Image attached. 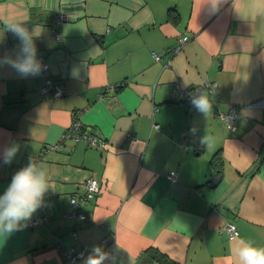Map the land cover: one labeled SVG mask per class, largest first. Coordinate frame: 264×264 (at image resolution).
Segmentation results:
<instances>
[{"label":"crops","instance_id":"obj_1","mask_svg":"<svg viewBox=\"0 0 264 264\" xmlns=\"http://www.w3.org/2000/svg\"><path fill=\"white\" fill-rule=\"evenodd\" d=\"M25 18L47 69L0 62V153L19 146L0 158V194L30 160L51 188L41 221L0 236V264H66L71 246L85 264L97 245L105 264H236V240L264 247V0H0V61L19 51L5 22ZM46 79L60 97L40 93ZM205 82L206 114L175 91ZM75 112L96 145L62 141ZM90 177L80 218L70 199Z\"/></svg>","mask_w":264,"mask_h":264},{"label":"clouds","instance_id":"obj_2","mask_svg":"<svg viewBox=\"0 0 264 264\" xmlns=\"http://www.w3.org/2000/svg\"><path fill=\"white\" fill-rule=\"evenodd\" d=\"M218 0H216V3ZM23 20L6 21L4 29L10 31L19 40V51L15 58L5 57L2 63H7L21 77L38 76L43 71V65L37 59L35 39L42 30L26 27ZM191 105L204 114L212 111V101L201 93L193 96ZM203 143L208 141L203 138ZM19 146L12 144L4 148L0 158L4 164H10L15 158ZM50 177L46 169L32 160L18 169L12 176L6 190L0 194V236L10 235L27 226L34 213L43 206L44 196L51 188ZM232 253L237 258L236 264H264V247H257L250 241L238 239L234 242ZM110 258L100 246H94L87 256L85 264H105Z\"/></svg>","mask_w":264,"mask_h":264},{"label":"built area","instance_id":"obj_3","mask_svg":"<svg viewBox=\"0 0 264 264\" xmlns=\"http://www.w3.org/2000/svg\"><path fill=\"white\" fill-rule=\"evenodd\" d=\"M59 20H60V18H59ZM54 33H55L56 38H58L59 37L58 34L56 32H54ZM187 40H188V38L186 36L179 38L178 39V45L172 49V52L173 53L178 52L181 45L184 42H186ZM155 57H157V56H155ZM40 61L43 65V69L46 70L47 64L44 62L43 59H41ZM215 84H216L215 82H205L203 84L192 86L190 88H181L177 85L175 88V91H176L178 99L180 101L186 102L187 104L191 105V99L193 96H197L201 93L205 94L206 92H212ZM40 93L43 95H47L50 98H58L63 93L62 85L57 83V82H54L51 79H46L44 84L40 88ZM79 115H80V112H75L73 114L71 124L69 125L68 129L62 135V141L66 138H70L73 140H85V141H88L89 144L96 145L97 139L83 131V126L79 121ZM221 117L223 118V120L227 123V125L231 129H235V125H234L233 121L236 117V113L233 109L230 110V112L226 115L222 114ZM55 147L56 146H51V148H55ZM174 175L175 174L173 171H171L169 173V177H171V178H173ZM97 192H98V182L94 177H90L84 185V191L79 193L78 197H76V198L72 197L70 199V202L76 207V209H75V213H76L75 215L76 216H78L80 218H84L83 215L81 213H79V211L77 210V208L80 207L79 201L87 202L88 199L93 197ZM41 220L42 219H32V220H30V225H33L36 222H39ZM224 230L228 234H230V236H235L237 234L235 226L231 223L226 224L224 226ZM71 235H72L73 240L75 241L76 232L75 231L71 232ZM65 255L67 258L66 264H74L78 259H80L84 255V252L82 250H77L73 246H71L65 250Z\"/></svg>","mask_w":264,"mask_h":264},{"label":"water","instance_id":"obj_4","mask_svg":"<svg viewBox=\"0 0 264 264\" xmlns=\"http://www.w3.org/2000/svg\"><path fill=\"white\" fill-rule=\"evenodd\" d=\"M220 180H221V175L219 171H215L207 178L206 181L207 183L210 184L211 187H215Z\"/></svg>","mask_w":264,"mask_h":264},{"label":"trees","instance_id":"obj_5","mask_svg":"<svg viewBox=\"0 0 264 264\" xmlns=\"http://www.w3.org/2000/svg\"><path fill=\"white\" fill-rule=\"evenodd\" d=\"M180 102L187 104L186 102H183V101H180ZM188 105H189V104H188ZM190 106H192V105H190ZM189 143H190V142H189ZM194 145H195V144H194Z\"/></svg>","mask_w":264,"mask_h":264}]
</instances>
